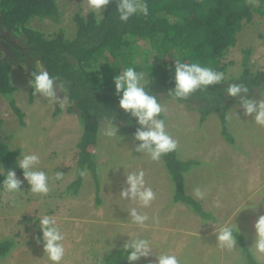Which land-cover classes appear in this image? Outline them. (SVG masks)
Here are the masks:
<instances>
[{"label":"rangeland","instance_id":"obj_1","mask_svg":"<svg viewBox=\"0 0 264 264\" xmlns=\"http://www.w3.org/2000/svg\"><path fill=\"white\" fill-rule=\"evenodd\" d=\"M83 3L84 0H60L64 12L61 22L36 20L31 24L48 34L63 29L71 35L74 26L70 17L80 4L85 8ZM260 6L258 0L250 24L240 32L238 46L225 56L228 67L223 82L238 77L242 71V49L251 47L250 65L254 71L264 68V15L256 10ZM12 82L17 87L13 95L16 104L25 115L24 125L7 101L1 99L0 136L12 149L21 148V155H39L37 168L47 174L50 191L47 195L33 194L27 181L18 176L23 181L20 191L0 190V238L16 240V247L0 259V264H53L43 251L38 219L44 215L55 216L65 236L61 264H98L101 254L123 249L131 238L147 239L151 244L152 254L136 264H156V256L161 254L175 255L179 264H246V254L238 241L236 248L229 251L218 246L214 235L215 228L228 225L243 235L250 249L255 239L254 224L258 216L264 215V127L256 125L253 117L244 116L240 105L228 112L232 145L220 133L216 116L199 128L198 119L183 105L167 101V111L159 117L178 142L179 158L200 163L187 174L186 192L210 214L203 218L190 207L173 204V183L162 159L152 161L146 154L136 152L139 142L118 131L114 137L105 136L104 131L100 135L95 150L99 156L98 181L88 173L79 189L69 188L77 179L75 145L82 135L77 116L67 113L68 102L61 108L62 113L54 116L58 104L38 95L30 100L31 86L24 69L13 70ZM57 94L67 97L59 89ZM252 98H264V92H256ZM140 170L145 172L146 185L156 194L148 208L119 196L126 186L125 175ZM57 172L64 173L63 179H55ZM197 187L205 192L203 199L194 196ZM132 207L149 216L144 227L132 223L128 212ZM251 253L261 264L252 250Z\"/></svg>","mask_w":264,"mask_h":264},{"label":"trees","instance_id":"obj_2","mask_svg":"<svg viewBox=\"0 0 264 264\" xmlns=\"http://www.w3.org/2000/svg\"><path fill=\"white\" fill-rule=\"evenodd\" d=\"M144 2L148 5V15L137 13L127 23L119 19L116 0L101 14L90 10L85 12L80 4L70 17L74 29L69 35L63 29L48 34L31 24L36 20L61 22L64 12L60 9V0H0V33L10 34L0 35V100L7 101L23 126L25 115L13 96L17 91L12 82L13 70L16 67L24 69L30 80L31 73L42 68L50 76L59 77L57 83L65 82L63 92L70 104L67 113L77 116L82 129L75 145L78 149L77 179L69 188H80L84 180L80 171L85 167L98 181L99 156L95 150L105 127L112 122L119 134L132 138L140 127L136 118L119 107L120 97L116 94L114 78L128 67L145 74L146 91L155 95L162 105L167 101L183 105L189 114L198 119L199 128H203L211 117H218L220 133L231 145L234 139L229 134L228 112L240 103L238 98L227 95L228 85H246L249 99L256 92L264 91V68L253 70L250 65L253 51L249 47L242 49L245 56L238 77L208 86L207 90H198L187 100L168 96L175 87L176 59L182 63H199L225 73L228 67L224 64L225 56L238 46L240 32L251 22L254 4L248 3V0ZM260 2L261 14H264V0ZM33 91L31 87L30 100L35 96ZM60 113L58 105L54 116ZM21 152V148L12 149L0 136V170L3 172H0V190L8 170H15L18 177H23V170L17 163ZM161 159L172 179L173 204L190 207L203 218L210 217L201 209L200 202L186 192L187 174L200 163L181 160L178 149ZM233 234L246 254V264H260L246 247L243 235L234 230ZM15 247V239L0 238V259H5ZM128 254L124 249L108 251L98 257V264H128Z\"/></svg>","mask_w":264,"mask_h":264},{"label":"clouds","instance_id":"obj_3","mask_svg":"<svg viewBox=\"0 0 264 264\" xmlns=\"http://www.w3.org/2000/svg\"><path fill=\"white\" fill-rule=\"evenodd\" d=\"M260 1V0H259ZM113 0H84L85 12L89 10L101 14L102 11ZM258 0H248L250 4H256ZM119 19L127 23L129 19L141 13L148 15V5L144 0H116ZM261 13V7L256 9ZM254 9L251 11L253 13ZM264 15V14H263ZM251 16V15H250ZM246 28V27H245ZM240 35V34H239ZM39 65V61L36 62ZM224 73L213 70L210 67H203L199 63H182L175 60V87L170 90L168 96L174 99L187 100L198 90H207L208 86L221 84L224 80ZM59 77L50 76L45 69H40L31 73L29 85L33 88V95H38L45 100L58 104L61 108L67 104V97H61L57 90L65 89V82L59 81ZM116 94L119 99V107L131 117L136 118L140 127L136 129L134 141L139 144L135 146V151L146 154L152 161H159L162 156L177 150L178 142L166 131L165 121L160 119L162 113L167 109L158 102L155 95L149 94L145 86L147 80L143 72H137L133 67H128L114 78ZM264 92V91H263ZM122 93V95H121ZM226 93L229 97L239 99L243 114L246 117H253L256 125L264 127V98L259 100L248 98L249 89L244 84H229ZM118 129L110 125L103 134L108 137L117 135ZM18 167L23 170V180L30 185V192L33 194L47 195L50 191L48 176L38 170L40 157L37 154H22L17 161ZM88 175L87 167L80 171L81 177ZM125 187L119 193L121 199L130 200L133 204H138L140 208H148L156 199V194L151 187L146 185L145 172L143 170L129 172L125 175ZM64 177L63 172L55 174L56 180ZM23 181L17 177L15 170H8L3 181V189L7 193H14L21 190ZM193 194L198 199H203L205 192L197 187ZM133 224L144 227L149 220L146 213L141 212L137 207L128 210ZM155 219V218H154ZM40 231L42 232L43 251L47 259L53 264H61L65 256V246L63 241L65 236L58 227L57 218L51 215H44L39 218ZM255 239L250 248L256 258L264 264V215L258 216L255 224ZM218 246L222 249L232 251L237 246L236 236L233 228L225 225L218 230L215 228ZM37 237V243H40ZM123 249L129 254L128 264H134L141 258H148L152 254L150 241L147 239H129L124 243ZM156 264H179L175 255L161 254L156 256Z\"/></svg>","mask_w":264,"mask_h":264},{"label":"flooded vegetation","instance_id":"obj_4","mask_svg":"<svg viewBox=\"0 0 264 264\" xmlns=\"http://www.w3.org/2000/svg\"><path fill=\"white\" fill-rule=\"evenodd\" d=\"M0 35H10V34H8V33H0ZM9 41H10V39H9Z\"/></svg>","mask_w":264,"mask_h":264}]
</instances>
